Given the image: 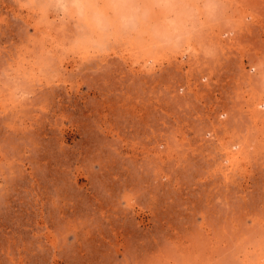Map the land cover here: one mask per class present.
<instances>
[{
  "label": "rangeland",
  "instance_id": "obj_1",
  "mask_svg": "<svg viewBox=\"0 0 264 264\" xmlns=\"http://www.w3.org/2000/svg\"><path fill=\"white\" fill-rule=\"evenodd\" d=\"M34 2L0 0V264H264V0L90 62Z\"/></svg>",
  "mask_w": 264,
  "mask_h": 264
},
{
  "label": "clouds",
  "instance_id": "obj_2",
  "mask_svg": "<svg viewBox=\"0 0 264 264\" xmlns=\"http://www.w3.org/2000/svg\"><path fill=\"white\" fill-rule=\"evenodd\" d=\"M26 7L40 16L51 10L72 22L74 31L65 50L90 62L106 59L113 46L129 42L177 55L184 37L227 20L230 4L228 0H39ZM204 54L211 57L215 49L205 48Z\"/></svg>",
  "mask_w": 264,
  "mask_h": 264
},
{
  "label": "bare ground",
  "instance_id": "obj_3",
  "mask_svg": "<svg viewBox=\"0 0 264 264\" xmlns=\"http://www.w3.org/2000/svg\"><path fill=\"white\" fill-rule=\"evenodd\" d=\"M264 113V112H263ZM263 117H264V114H263Z\"/></svg>",
  "mask_w": 264,
  "mask_h": 264
}]
</instances>
